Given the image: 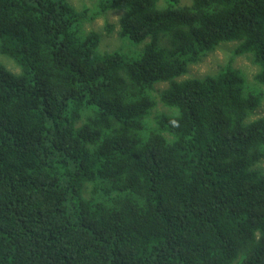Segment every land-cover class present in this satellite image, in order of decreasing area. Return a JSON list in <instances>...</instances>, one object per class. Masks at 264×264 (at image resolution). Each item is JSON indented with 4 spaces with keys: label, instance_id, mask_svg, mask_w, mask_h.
Wrapping results in <instances>:
<instances>
[{
    "label": "trees",
    "instance_id": "obj_1",
    "mask_svg": "<svg viewBox=\"0 0 264 264\" xmlns=\"http://www.w3.org/2000/svg\"><path fill=\"white\" fill-rule=\"evenodd\" d=\"M188 1L0 0V264H264V0Z\"/></svg>",
    "mask_w": 264,
    "mask_h": 264
},
{
    "label": "rangeland",
    "instance_id": "obj_2",
    "mask_svg": "<svg viewBox=\"0 0 264 264\" xmlns=\"http://www.w3.org/2000/svg\"><path fill=\"white\" fill-rule=\"evenodd\" d=\"M97 0H69V2L74 5L77 9L82 7H92ZM188 0H180V4H187ZM159 4H163V0H159ZM121 12L119 11H109L103 16H98L91 21H84L83 31H95L100 34L99 47L102 50L111 51L116 50L129 57H136V54L140 51L143 44L147 41L144 40L138 44H133L128 38L120 39L118 35V24L117 19ZM112 25L110 32L106 30V23ZM139 49H136L139 47ZM234 43L223 44L217 47L213 52L207 54L201 61L197 64L190 65L187 70V74L184 78L190 77H202L206 74L216 73L222 66H224L231 56L230 52L233 48ZM3 57V56H2ZM6 60H10L3 57ZM4 64L0 62L5 68H9L10 71H17L10 61L3 60ZM231 65L233 68L238 69L244 76L247 85L253 84V74L256 72L257 68L254 66L250 60L245 56H233L231 58ZM8 69V70H9ZM154 110L152 111V113ZM264 117V105H260L252 114L251 118ZM264 168V161L261 163Z\"/></svg>",
    "mask_w": 264,
    "mask_h": 264
},
{
    "label": "bare ground",
    "instance_id": "obj_3",
    "mask_svg": "<svg viewBox=\"0 0 264 264\" xmlns=\"http://www.w3.org/2000/svg\"><path fill=\"white\" fill-rule=\"evenodd\" d=\"M108 29V28H107Z\"/></svg>",
    "mask_w": 264,
    "mask_h": 264
}]
</instances>
